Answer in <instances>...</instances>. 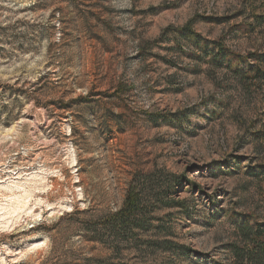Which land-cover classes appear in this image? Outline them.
<instances>
[{"label": "rangeland", "instance_id": "obj_1", "mask_svg": "<svg viewBox=\"0 0 264 264\" xmlns=\"http://www.w3.org/2000/svg\"><path fill=\"white\" fill-rule=\"evenodd\" d=\"M217 45L264 52L261 0H0V264L232 262L239 219L264 222V61L244 80ZM157 171L158 242L107 240Z\"/></svg>", "mask_w": 264, "mask_h": 264}, {"label": "trees", "instance_id": "obj_2", "mask_svg": "<svg viewBox=\"0 0 264 264\" xmlns=\"http://www.w3.org/2000/svg\"><path fill=\"white\" fill-rule=\"evenodd\" d=\"M261 2L264 4V0H261ZM184 29H186V26H184ZM206 50H204L206 54L210 51L214 57L218 58V62L223 61L224 65L227 64L230 70L241 75L244 80L248 79V74L256 72L253 69L238 70V62L252 56L264 61V52L240 56L234 52L224 50L220 45H217L216 52H214V49ZM232 59L234 62H232ZM250 79L252 78L250 77ZM161 178L158 171L157 173L149 172L142 176L134 174L129 182L121 207L102 218L103 228L106 229L103 236L107 240L114 239V242L128 243L139 241L142 237L146 239L148 245L158 242V236L152 232L154 231L153 226L143 228L142 225L152 212L151 202H157L159 199L168 196L170 189L178 185L175 180L169 184H167L168 181L161 182ZM162 184L163 188H161ZM236 229V239L229 244L233 258L229 264H264V222H250V220L240 218L236 224ZM95 238L103 242V239ZM160 242L170 243L166 238L160 240ZM134 248H138V246L135 245Z\"/></svg>", "mask_w": 264, "mask_h": 264}, {"label": "bare ground", "instance_id": "obj_3", "mask_svg": "<svg viewBox=\"0 0 264 264\" xmlns=\"http://www.w3.org/2000/svg\"><path fill=\"white\" fill-rule=\"evenodd\" d=\"M17 211L16 210V206H13V207H9L8 209L5 210V208L3 206L0 205V216H2L1 213H4V214H10V213H13ZM33 216H36V215H33ZM4 217V216H3ZM7 218V217H6ZM10 219V218H9ZM7 219L6 221H1L0 224H3V225H7L8 223H10V220Z\"/></svg>", "mask_w": 264, "mask_h": 264}]
</instances>
